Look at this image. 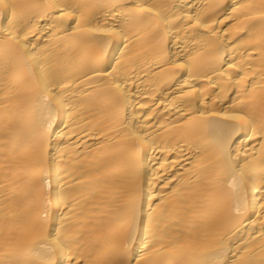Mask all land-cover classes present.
Returning a JSON list of instances; mask_svg holds the SVG:
<instances>
[{"label":"bare ground","instance_id":"6f19581e","mask_svg":"<svg viewBox=\"0 0 264 264\" xmlns=\"http://www.w3.org/2000/svg\"><path fill=\"white\" fill-rule=\"evenodd\" d=\"M0 264H264V0H0Z\"/></svg>","mask_w":264,"mask_h":264}]
</instances>
